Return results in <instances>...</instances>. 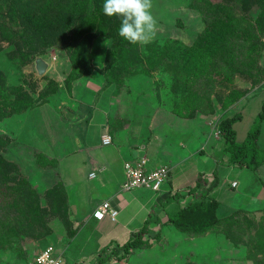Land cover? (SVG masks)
Here are the masks:
<instances>
[{"label":"rangeland","instance_id":"obj_1","mask_svg":"<svg viewBox=\"0 0 264 264\" xmlns=\"http://www.w3.org/2000/svg\"><path fill=\"white\" fill-rule=\"evenodd\" d=\"M190 1L153 0L151 11L157 20L156 36L145 45L128 42L127 60L114 76V83L109 86L101 72L105 65V52L113 40L104 35L93 38L89 62L83 64V67L91 68L93 74L73 81L70 89L65 78L70 75L72 64L61 39L36 52V56L40 55L48 61V68L42 75L37 74L34 59L22 54L24 47L20 42L18 45L2 42L0 69L5 74V86L10 89L21 86L22 91L35 99L34 102L39 100L44 103L28 108L21 114L0 119V134L11 138L9 143L0 139V150L5 158L17 164L20 174L37 191L43 206L47 203L45 192L53 185L66 184V195L71 202L75 201L78 191L80 197L85 198L93 187L97 190L92 197L94 200L108 196L114 189L119 190L118 172L111 173L109 182L104 184V188L100 187L102 171L91 160L101 157L111 146L96 150L83 147L84 119L88 114L82 105H77L78 102L93 105V97L104 90L108 99L107 128L116 145L131 141L148 148H161L164 141L170 139L174 129L177 134L178 129L186 128L190 118L182 117L173 110L182 103L187 87L186 77H183L181 64L175 60L171 45L179 42L182 45L190 44L204 27L200 11ZM261 61H264L262 57ZM244 88L249 91L236 103L228 104L226 108L220 106L230 90ZM263 90L262 85H251L250 80L242 76H237L231 84L218 82L212 93L216 112H198L196 117L201 119V116H207L212 126L225 114L240 112L242 117L234 124V128L237 140L242 141L256 124L257 114L264 101ZM39 95L42 97L37 100ZM72 110L80 117L83 115L82 119L72 120ZM185 141L194 144L193 148L198 145L196 137H186ZM257 142L264 149V121ZM42 153L48 157H42ZM222 165L225 171L226 162ZM113 168L116 171L119 169ZM90 171L95 173L94 178L88 177ZM226 171L230 174L229 179L237 177L241 184L234 189L224 185L225 191L215 196L221 203L220 215L227 208L234 207L236 211H232L236 213L232 218L239 222L222 224L216 231L208 232L195 241H191L173 225L151 224L150 235L157 231L160 234L156 240L150 238L149 247L131 250L123 258L112 255L110 260L101 264H256L255 258L264 259V208L262 211L256 208L251 212L238 208L239 200L242 203L249 194L258 195L259 190L264 189V168L252 170L231 165ZM229 191L234 194L230 196ZM49 223L52 232L43 238L22 237L2 250L0 264H32L38 252L50 243L61 248L63 264H95L97 258L105 257L114 245L102 249L98 247L94 220L77 224L75 227H78V231L73 237L66 235L60 217L50 216ZM79 229H83L82 232L79 233Z\"/></svg>","mask_w":264,"mask_h":264},{"label":"trees","instance_id":"obj_2","mask_svg":"<svg viewBox=\"0 0 264 264\" xmlns=\"http://www.w3.org/2000/svg\"><path fill=\"white\" fill-rule=\"evenodd\" d=\"M103 3L104 0H0V51L3 41L10 45L20 42L24 47L22 54L35 60L40 56H36L40 48L61 39L72 64L71 73L65 78L70 89L73 81L93 74V70L83 64L89 62L93 38L104 35L113 40L105 52L101 72L109 86L126 62L129 48L128 42L118 35L120 18L105 16ZM190 3L200 11L204 27L190 44L171 45L187 87L182 103L173 110L186 118H192L198 112H216L212 93L218 82L231 84L237 76L246 77L251 85L261 86L264 82V67L260 64L264 50V0H191ZM5 83V74L0 69V119L42 104L43 101L38 100L42 95L34 102L35 99L22 91L21 86L10 89ZM248 91L247 88L230 90L220 106L226 108L228 104L236 103ZM241 117L240 112H229L218 120L222 144L219 156L227 155V165L256 170L264 164V149L257 142L264 120V101L253 129L238 141L234 124ZM0 139L7 143L11 141L5 134H0ZM40 155L48 157L43 153ZM212 176L213 180L208 181L202 174L198 175L196 185L188 190L198 200L185 203L169 214L168 224L188 236H200L216 231L229 221L239 222L232 218L236 212H224L221 216L220 202L207 196L218 184L217 169L212 171ZM200 185L202 192L196 193ZM45 194L47 203L43 206L37 191L20 174L17 164L5 158L0 150V253L22 237L43 238L51 233L50 216L63 220L69 237L77 233L64 184L53 185ZM151 222L146 219L122 245H113L105 257L97 258L96 263L110 260L112 255L123 258L131 250L149 247L150 238L156 240L160 234L157 231L150 235ZM155 223L158 222L155 220ZM263 260L255 258L256 264H264Z\"/></svg>","mask_w":264,"mask_h":264},{"label":"crops","instance_id":"obj_3","mask_svg":"<svg viewBox=\"0 0 264 264\" xmlns=\"http://www.w3.org/2000/svg\"><path fill=\"white\" fill-rule=\"evenodd\" d=\"M261 57L262 60H264V50ZM262 63H264V61L260 62L261 65ZM262 66L264 67V65ZM262 86L264 87V84H262ZM93 98L95 101L93 105L91 103L85 104L84 102L77 103L79 106L82 105L88 114V117L84 119L85 131L82 140L83 147H87L90 150H96L102 146H111V149L105 150L104 154H101V157H95V159H92L91 163L97 165L102 171L101 180L99 181L101 188H104V184L109 182L108 178L111 173L118 172L120 175L118 182V185H120L119 190L114 189L109 192L108 196L100 198L99 200H94L92 197L95 196L97 190L93 187L92 190H89L91 192L88 193L87 197H80L78 191L74 202L69 201L68 197L67 200L71 220L73 221V227L77 224L82 225L85 220H88L89 223L94 220L93 228L98 235L97 245H99V248L102 249L103 247L112 246L113 244L122 245L133 231L138 230L142 226L143 221L146 219L152 221L150 223V231L151 224H155V220L161 225H167L168 223L166 220L169 214L176 211L185 203L198 200L197 198H194L193 194L188 190L196 185V179L199 174H202L208 179V181H211L213 180L212 171L217 169L218 184L207 195L208 197H214L217 200L218 198H216L215 194L218 192L220 194L225 191L224 185H229L228 187L234 189L241 184V180L237 179V177L229 179L230 174H227L228 171L226 170H228L231 165L226 164V170H222V168H224L222 167V164H225L224 162L227 160V155L218 158L220 157L219 155L222 146L220 135L218 133V120L211 126L209 121H207V116H201L200 119L195 115L190 118V121L184 130L178 129L177 134L175 129L173 132L171 131L172 134L169 136L170 139L166 142L164 141L161 148H148L144 144L143 146H140V144H133L131 141L116 145L112 142L114 139H112L109 144H104L102 142V135L105 133L110 134L107 128L108 99L104 90L101 91L100 95ZM97 99L98 101L96 102ZM245 99L246 98L243 100L245 101ZM95 112L97 113L95 114ZM82 117L83 115L80 117L78 113L74 114L73 110L71 111L70 118H72V120L78 121L82 119ZM96 117H98V120ZM209 128L211 129L209 130ZM183 131L184 134H182ZM186 137H196L198 141L197 147L193 148L192 146L194 144L186 142ZM138 157H144L147 159L146 166L148 169H152L160 164L168 165V178L159 190H152L149 188H133L130 190L122 189V183L125 179V172L122 166L126 160H135ZM54 158L57 160V157ZM114 166L117 169L119 168L118 171L113 168ZM259 167L264 168V164ZM91 173H93V176ZM95 176V173L92 171L88 173V177L90 178H94ZM262 178L264 177L262 176ZM233 181H236L235 186H232L231 184ZM69 184H71V181ZM67 189L68 188L66 187V190ZM202 189L203 187L200 185L195 191L196 193H201ZM259 191L258 195H256L257 193L249 194L248 199L243 200L244 202L242 201V203L239 200L240 206L238 205V208L249 212L259 208L258 210L261 209L262 211L264 208V197L261 198V194L264 195V189L261 188ZM232 194H234L233 191H229V195L232 196ZM240 196L242 197V195ZM242 199L243 197L241 200ZM103 201H110V204L117 210V215L114 221L109 218L98 220L92 216L93 210ZM260 202H262L263 206ZM255 203L257 204L255 205ZM232 209L234 210V207L227 208L225 211L226 213H231ZM158 223L156 224L158 225ZM82 230L83 229H79V233L82 232ZM182 233L191 241H195L201 239L208 232L200 236H188L186 233ZM119 239L122 240L120 241ZM56 248L61 249L57 246Z\"/></svg>","mask_w":264,"mask_h":264},{"label":"built area","instance_id":"obj_4","mask_svg":"<svg viewBox=\"0 0 264 264\" xmlns=\"http://www.w3.org/2000/svg\"><path fill=\"white\" fill-rule=\"evenodd\" d=\"M112 138L110 134L102 135V142L109 144ZM147 159L139 157L135 160H126L123 164L125 179L122 183V189L130 190L133 188H149L159 190L169 175L167 164H160L152 169L146 166ZM93 176V173H91ZM232 186L236 185L233 181ZM117 210L110 204V201H103L93 210L92 216L98 220L109 218L114 221ZM63 252L56 248L52 243L42 248L34 257L32 264H63Z\"/></svg>","mask_w":264,"mask_h":264},{"label":"clouds","instance_id":"obj_5","mask_svg":"<svg viewBox=\"0 0 264 264\" xmlns=\"http://www.w3.org/2000/svg\"><path fill=\"white\" fill-rule=\"evenodd\" d=\"M153 0H104L102 12L120 18L118 35L130 44L145 45L156 36Z\"/></svg>","mask_w":264,"mask_h":264},{"label":"water","instance_id":"obj_6","mask_svg":"<svg viewBox=\"0 0 264 264\" xmlns=\"http://www.w3.org/2000/svg\"><path fill=\"white\" fill-rule=\"evenodd\" d=\"M34 66L37 74L42 75L48 68V61H46L43 57L38 56L34 60Z\"/></svg>","mask_w":264,"mask_h":264}]
</instances>
